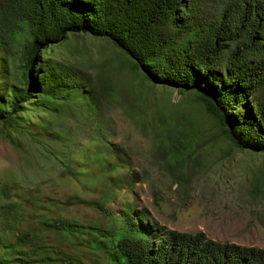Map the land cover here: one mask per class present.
I'll use <instances>...</instances> for the list:
<instances>
[{"label":"trees","instance_id":"16d2710c","mask_svg":"<svg viewBox=\"0 0 264 264\" xmlns=\"http://www.w3.org/2000/svg\"><path fill=\"white\" fill-rule=\"evenodd\" d=\"M79 34L117 51L93 74L51 56ZM155 87L177 90L194 112L170 120ZM116 114L166 168H181L170 172L176 183L209 139L206 119L214 145L263 153L264 0H0V135L25 137L83 189L90 164L102 180L90 203L102 223L87 225L56 217L57 205L19 184L1 186L0 264H264L262 248L168 229L133 201L108 207L118 182L140 181L128 168L114 176L129 163L112 142Z\"/></svg>","mask_w":264,"mask_h":264},{"label":"rangeland","instance_id":"374dc122","mask_svg":"<svg viewBox=\"0 0 264 264\" xmlns=\"http://www.w3.org/2000/svg\"><path fill=\"white\" fill-rule=\"evenodd\" d=\"M115 52L103 40L79 34L69 37L51 56L93 74ZM152 94L158 99L157 109L167 112L170 120L171 113H185L186 118V112H194L177 90L155 87ZM33 112L28 109L24 113L26 120H34L36 113ZM114 120L112 142L122 144L129 154V163L123 169H116L114 176L130 169L140 175V181L129 187L118 182L119 187L113 190L114 196L107 204L110 209L118 211L126 201H133L136 208L144 209L150 219L168 229L200 231L220 243L264 249V152L236 151L226 142L214 145L213 122L206 119L205 127L211 136L202 138L197 151L200 155L188 163L190 169L184 166V179L176 183L170 172L178 176L181 168H166L152 151L147 136L134 130L117 114ZM15 138L16 143L12 144L0 135V187L19 184L23 192L44 197L45 208L57 205L52 208L56 217L84 225L102 223L99 212L90 205L99 195L102 182L95 172L96 166L90 164L88 174L92 178L85 180L87 187L83 189L81 183L68 182L58 165L40 161V156L33 155L25 137L16 135ZM94 178H98L97 183L93 182ZM13 193L19 192L13 190Z\"/></svg>","mask_w":264,"mask_h":264}]
</instances>
